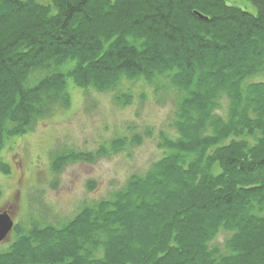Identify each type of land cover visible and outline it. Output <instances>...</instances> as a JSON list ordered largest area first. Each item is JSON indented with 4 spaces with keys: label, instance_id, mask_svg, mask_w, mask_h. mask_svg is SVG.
Listing matches in <instances>:
<instances>
[{
    "label": "trees",
    "instance_id": "16d2710c",
    "mask_svg": "<svg viewBox=\"0 0 264 264\" xmlns=\"http://www.w3.org/2000/svg\"><path fill=\"white\" fill-rule=\"evenodd\" d=\"M246 1L0 0V150L68 108L70 84L121 105L137 84L174 98L157 161L61 225L14 223L0 264H264V0ZM151 135L54 152L51 168Z\"/></svg>",
    "mask_w": 264,
    "mask_h": 264
},
{
    "label": "rangeland",
    "instance_id": "374dc122",
    "mask_svg": "<svg viewBox=\"0 0 264 264\" xmlns=\"http://www.w3.org/2000/svg\"><path fill=\"white\" fill-rule=\"evenodd\" d=\"M225 1L238 6L247 2ZM69 89L68 108H55L23 136L8 139L0 150V160L10 166L8 174L0 172V212L7 210L20 227L32 222L61 225L84 204L112 198L132 174H143L161 157L160 133L174 134L172 95L159 98L152 87L137 84L132 86L131 103L121 105L110 92L83 91L71 84ZM225 107L223 103L219 110L224 112ZM147 128L152 135L127 151L93 163L74 162L59 172L51 168L54 152L94 151L115 137H130ZM224 237V232L219 233L215 242L222 243ZM13 238L15 231L0 242V252Z\"/></svg>",
    "mask_w": 264,
    "mask_h": 264
},
{
    "label": "water",
    "instance_id": "95a60500",
    "mask_svg": "<svg viewBox=\"0 0 264 264\" xmlns=\"http://www.w3.org/2000/svg\"><path fill=\"white\" fill-rule=\"evenodd\" d=\"M14 227V222L7 210L0 212V242L5 240Z\"/></svg>",
    "mask_w": 264,
    "mask_h": 264
}]
</instances>
